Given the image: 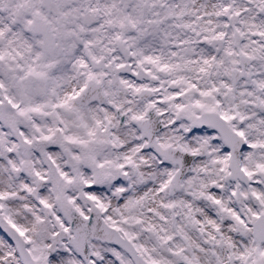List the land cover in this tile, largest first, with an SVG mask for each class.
<instances>
[{"label":"snow or ice","instance_id":"obj_1","mask_svg":"<svg viewBox=\"0 0 264 264\" xmlns=\"http://www.w3.org/2000/svg\"><path fill=\"white\" fill-rule=\"evenodd\" d=\"M0 264H264V0H0Z\"/></svg>","mask_w":264,"mask_h":264}]
</instances>
